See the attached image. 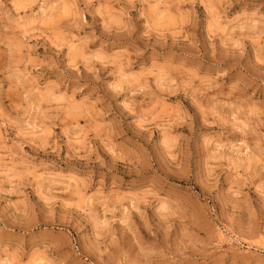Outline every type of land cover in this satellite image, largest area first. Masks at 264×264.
I'll use <instances>...</instances> for the list:
<instances>
[{
  "label": "rangeland",
  "instance_id": "1",
  "mask_svg": "<svg viewBox=\"0 0 264 264\" xmlns=\"http://www.w3.org/2000/svg\"><path fill=\"white\" fill-rule=\"evenodd\" d=\"M0 264H264V0H0Z\"/></svg>",
  "mask_w": 264,
  "mask_h": 264
}]
</instances>
